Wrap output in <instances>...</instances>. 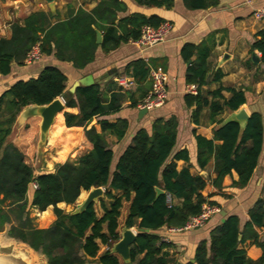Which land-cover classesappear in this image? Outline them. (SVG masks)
<instances>
[{
    "label": "trees",
    "instance_id": "1",
    "mask_svg": "<svg viewBox=\"0 0 264 264\" xmlns=\"http://www.w3.org/2000/svg\"><path fill=\"white\" fill-rule=\"evenodd\" d=\"M139 5L170 9L173 0H135ZM188 10L214 8L218 0H182ZM125 11L118 0H100L89 12L77 10L63 21L52 22L49 11L35 12L26 17L23 24L13 23L8 37H0V77L8 76L14 66H23L26 54L39 44L43 56H53L59 63H70L75 70H83L93 62L98 48L103 53L117 49L122 43L139 38L145 25L157 27L163 20L157 16L145 17L131 14L117 18ZM102 35L96 42V33ZM251 51L260 54L264 65V33L258 32ZM182 60L188 64L185 83L197 86L196 95L185 94L187 108L195 107L192 120L197 123L203 109L209 110L213 124L223 119L216 117L224 111H236L245 103L242 92L228 89L230 97L222 98L223 88L202 90L204 86L219 83V70L210 74L209 50L203 44H185L180 50ZM192 57H195L193 60ZM124 73L131 77L143 100L151 88L147 82L148 68L141 59L128 63ZM67 77L57 66H46L35 78L19 80L0 94V232L29 246L46 257L47 264H124L110 252L112 245L120 240L117 220L122 202H128V215L124 226L134 228L135 241L129 253L132 264H176L168 252L169 243L157 234L161 228H180L201 212L208 203L201 192L207 182L221 188L225 176L234 171L238 180L235 188H244L250 181L262 149L263 127L259 113L249 115L245 128L240 132L237 123H228L213 130V138L207 140L194 135L196 162L203 169L213 159L215 178L210 180L192 175L189 165L177 170L176 161H188V153H173L177 135V119L156 118L150 131L139 129L132 143L121 153L113 165L114 153L108 148L106 136L121 140L127 133L129 122L119 118L109 122L102 117L120 111L129 99V108L137 106L135 93L122 92L109 80L103 88L99 82L79 86L74 93L66 89ZM62 97L65 108H76L77 114L63 113L67 128L81 127L80 144L87 152L76 160L57 164L51 172L36 169V144L39 118L26 120L19 133L11 141L7 137L21 109L28 105H46ZM99 126L98 132L92 121ZM62 125V113L57 114L48 139L66 141L63 149L56 151L54 161L65 159L69 144L74 145L75 136ZM219 141L220 144L214 142ZM251 142V146L246 144ZM37 189L32 190L30 183ZM91 188H103L104 196L111 201L105 208L101 198L102 217L98 218L95 203L79 214L65 212L60 203L72 206L82 192ZM158 190L162 193H158ZM115 192H121L116 196ZM264 192V188H263ZM168 196L171 202L168 203ZM178 201V204L175 203ZM214 205L213 203H208ZM58 205V206H57ZM52 207L55 217L47 228H38L31 210L42 214L46 221ZM249 220L242 229L236 216L227 217L212 228L208 239L196 244L193 262L186 264H264V239L259 238L255 228L264 229V195L258 198L248 211ZM247 239L259 247L262 255L251 260L239 248ZM99 244L107 249L98 256Z\"/></svg>",
    "mask_w": 264,
    "mask_h": 264
},
{
    "label": "crops",
    "instance_id": "2",
    "mask_svg": "<svg viewBox=\"0 0 264 264\" xmlns=\"http://www.w3.org/2000/svg\"><path fill=\"white\" fill-rule=\"evenodd\" d=\"M99 1L55 0V15L52 22L63 21L71 13H75L79 9L89 12ZM118 1L124 4L125 11L117 13V18H123L131 14H141L145 17L157 16L163 22H169L171 29L165 42L143 51L137 49L130 42L122 43L117 49L109 53H103L98 48L93 62L83 70H75L70 63H59L53 56H43L38 63L30 66H14L8 76L0 77V94L19 80L35 78L41 69L46 66H57L66 75V89L69 93H74L70 92L71 87L85 76H91L94 83L99 82L103 88L106 87L110 79L115 84V79L119 77L126 78L128 81L131 80V77L124 73V68L128 63L136 59L143 60L147 68L162 67L168 75V97L162 108L140 113L138 109V104L141 102L139 99L140 93L136 91L138 85L131 81L132 84L127 89L121 90L131 94L135 93V98L138 99L137 106L129 108V99H127L119 112L101 118L112 123L119 118H125L129 122L127 133L121 140H117L110 135L106 136L108 148L114 153L113 165L125 148L131 145L132 137L139 129L144 128L150 131L151 124L156 118L167 119L170 116H175L178 124L173 153L182 150H186L188 153V161H176L177 170L189 165V172L192 175H200L210 180L215 178L213 159L203 169L198 167L194 135L211 140L213 138V130L218 127V124L211 122L207 108L202 110L197 123L192 120V111L195 107L187 108L183 99V96L187 94V86L191 85L186 84L184 80L188 64L180 56V50L185 44L205 45L209 50L208 64L210 74L219 70L222 78L219 83L204 86L202 90L214 91L223 88L221 95L224 99L230 97L228 89L242 92L245 103L240 108H243L248 115L256 112L261 116L263 142L257 167L249 183L244 188L239 189L232 186V182L238 180V176L234 171L224 177L221 188H215L210 182H207L201 194L208 203H213V206L219 208V213L213 215L202 228L171 233L168 228L164 227L157 231V234L161 238L167 239L170 244L168 248L170 257L175 259L177 263L186 264L193 260L194 250L198 241L208 239L209 231L220 225L227 217L236 216L239 221V227L242 229L249 220L248 211L256 200L264 195V65L260 63V54L257 51H251V45L256 40V34L258 32L264 33V21H253L251 14L255 9L264 6V0H218L216 7L207 10H188L184 7L182 0H173V6L170 9L142 6L137 4L135 0ZM39 11H49L42 0H0V37L9 36L10 26L13 23L22 25L26 17ZM253 54L258 57L257 62L252 61ZM194 58L192 57L191 60ZM146 83H151L149 75ZM2 86H5V88H1ZM116 86L119 88L117 84ZM64 112L77 114L78 110L76 108H64L62 112V125L66 130H71L70 133L75 136L74 141L76 143L65 146V148L68 147V152L65 159L61 161L53 160L56 152L54 155L48 153L44 159L47 169L45 172L53 171L56 167L53 168L54 164H61L66 160H76L87 152L80 144L82 128H67L64 125ZM228 113L229 111H224L216 118L224 120ZM92 122L91 124L99 132L100 128L95 124L96 121L93 120ZM49 141L53 142L52 139ZM65 143L66 141L60 142V149H63L62 146ZM214 143L220 144L219 141ZM246 146L250 147L251 142H248ZM45 152H47L46 148ZM114 194L119 196L121 192H115ZM102 201L105 208H108L111 201L107 198H103ZM175 203L178 204V201H175ZM60 204L62 206L57 205L60 209L61 207H70L64 203ZM98 205L101 210L100 216L96 212L95 205L94 209L97 217L100 218L103 215V211L99 201ZM124 207H127L126 215L124 213L122 215ZM128 208L129 203L123 201L120 216L117 220L118 227L120 222L124 225L128 215ZM46 211L50 213V216L46 221L41 222L40 226L36 225L38 228H47L55 219L52 207H48ZM255 230L259 234V238L263 240L264 229L255 228ZM99 248L98 256L107 249L101 244H99ZM239 248L243 249L246 256L254 261L258 260L262 255L261 249L254 245L250 239L240 244ZM117 257L121 260L118 255ZM91 261H94V264L96 263V259Z\"/></svg>",
    "mask_w": 264,
    "mask_h": 264
},
{
    "label": "water",
    "instance_id": "3",
    "mask_svg": "<svg viewBox=\"0 0 264 264\" xmlns=\"http://www.w3.org/2000/svg\"><path fill=\"white\" fill-rule=\"evenodd\" d=\"M42 1L47 5L49 12L52 15H55V0ZM101 41L102 36L99 32H97L96 42L99 44ZM252 61H258V57L254 54L252 55ZM93 83L94 81L91 76H85L73 84L70 92H74L79 86L86 87L92 85ZM64 108V103L59 98H56L46 105H28L23 107L15 119L11 133L7 137V141H11L17 136L27 119L39 118L40 120L38 124V137L36 144V169L37 166L40 165V161L45 153L48 134L55 122L56 115L60 112H63ZM145 112L146 110L144 109L140 110V113ZM248 117V113L243 108H239L236 111H229L228 116L218 125V127H222L225 124L234 122L239 125L240 132H242L245 128ZM86 193L87 194L85 198L81 203L77 204L73 208L71 214L75 215L82 213L91 204L98 202L104 196V189L91 188ZM158 193L162 192L158 190ZM134 241V232H132L131 229L124 227L120 240L112 245L110 252L117 254L124 264H132L129 249ZM191 262H193V260H191ZM0 264H47V260L44 255L33 251L26 244L8 237L7 230H5L0 232ZM176 264L181 263L178 262Z\"/></svg>",
    "mask_w": 264,
    "mask_h": 264
},
{
    "label": "built area",
    "instance_id": "4",
    "mask_svg": "<svg viewBox=\"0 0 264 264\" xmlns=\"http://www.w3.org/2000/svg\"><path fill=\"white\" fill-rule=\"evenodd\" d=\"M251 18L255 22L264 21V6L255 9L251 14ZM170 29L171 24L166 21L160 23L157 27L145 25L141 28L139 38L134 41H130V43L137 49L143 51L164 43ZM42 58L43 55L40 51L39 44H35L26 54L23 66H30L38 63L42 60ZM148 75L151 82V88L146 97L138 104L139 110L144 109L146 111H150L162 108L168 97V75L164 69L159 66L149 67ZM115 82L121 89H127L132 84L131 81H128L123 77L115 79ZM186 92L191 95H196L197 86L194 84L187 86ZM59 99L64 103V99L62 97H59ZM30 188L32 190H36L37 184L35 182H31ZM167 201L168 203L171 202L169 196ZM217 213H219L218 207L204 203L202 205L201 212L197 216L190 218L185 225L180 228H170L169 232H183L202 228L210 220V218ZM162 241L168 243L167 239L162 238Z\"/></svg>",
    "mask_w": 264,
    "mask_h": 264
},
{
    "label": "rangeland",
    "instance_id": "5",
    "mask_svg": "<svg viewBox=\"0 0 264 264\" xmlns=\"http://www.w3.org/2000/svg\"><path fill=\"white\" fill-rule=\"evenodd\" d=\"M1 88H5V86H2ZM1 90H2V89H1ZM52 141H53V142H51V141H49V140L47 139V145H46V147H45L46 150H47V152L44 153V155H43V157H42V159H41V161H40V165L37 166V171H38V172H45V171H47V169H46V161L44 160V159L46 158V155H47L48 153L51 154V155H54L55 152L61 148V144H60V142H59L58 139H52ZM47 158H49V157H47ZM36 164H37V163H36ZM56 165H57V164H54L53 168H54ZM49 166H50V165H49ZM86 194H87L86 192H82L81 195L79 196L78 200L76 201V203H75L74 205H72V206H70V207H61V209H63V211H65V212H70V211H72L73 208H74L77 204H79V203L82 202V200L85 198ZM95 209H96V212H97L98 216H100V215H101V210H100V208H99L98 202L95 203ZM123 213H124V215H126V213H127V207H124V208H123V210H122V215H123ZM31 216L35 218V224H36L37 226H40V225H41L42 214H39L37 211L31 210ZM120 221H121V220H120ZM123 229H124V225H123L122 222H120V225H119V227H118V232H119V236H120V238H121L122 230H123ZM131 230H132V232L136 233L134 228H132ZM4 233H5V232H4ZM102 250H104V249L102 248ZM36 256H37V255H36ZM93 262H94V261H91L89 264H94Z\"/></svg>",
    "mask_w": 264,
    "mask_h": 264
},
{
    "label": "bare ground",
    "instance_id": "6",
    "mask_svg": "<svg viewBox=\"0 0 264 264\" xmlns=\"http://www.w3.org/2000/svg\"><path fill=\"white\" fill-rule=\"evenodd\" d=\"M60 113H62V112H60ZM59 114V113H58ZM57 116V115H56ZM55 122H56V118H55ZM55 122H54V124H55ZM54 124L52 125V127L54 126ZM52 127H51V129H52ZM51 129H50V131H51ZM50 131H49V134H50ZM49 134H48V136H49Z\"/></svg>",
    "mask_w": 264,
    "mask_h": 264
}]
</instances>
